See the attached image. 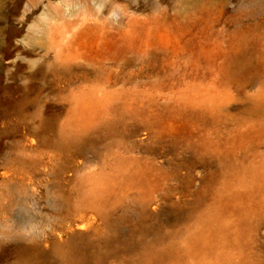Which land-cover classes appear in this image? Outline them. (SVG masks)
Wrapping results in <instances>:
<instances>
[{"label":"rangeland","instance_id":"374dc122","mask_svg":"<svg viewBox=\"0 0 264 264\" xmlns=\"http://www.w3.org/2000/svg\"><path fill=\"white\" fill-rule=\"evenodd\" d=\"M0 264H264V0H6Z\"/></svg>","mask_w":264,"mask_h":264},{"label":"bare ground","instance_id":"6f19581e","mask_svg":"<svg viewBox=\"0 0 264 264\" xmlns=\"http://www.w3.org/2000/svg\"><path fill=\"white\" fill-rule=\"evenodd\" d=\"M5 1L6 0H0V9L4 6V4H5ZM55 1V0H54ZM53 2V1H52ZM55 3V2H54ZM20 4V3H19ZM10 5V4H9ZM95 6V5H94ZM96 9V8H95ZM80 10H81V14H82V16H80V17H82L83 18V16L85 17V16H89V15H91V13H89L86 9H85V7L82 5V3H81V6H80ZM75 12V11H74ZM73 14V13H72ZM98 15V14H97ZM52 17H50V20H53L54 21V19H55V21H56V18L53 16V15H51ZM86 17V18H87ZM96 17V16H95ZM117 17V16H116ZM81 18V19H82ZM85 18V19H86ZM89 19H90V17H88ZM6 19V18H5ZM80 19V18H79ZM84 19V20H85ZM87 21V20H86ZM60 22V21H59ZM84 22V21H83ZM91 22H93V21H91ZM56 23H58V22H56ZM53 25V24H52ZM78 26H79V24H77ZM54 26H55V23H54ZM77 29V28H76ZM75 29V30H76ZM11 30V29H10ZM13 30H14V28H13ZM14 31H16V30H14ZM72 31H74V30H72ZM71 31V32H72ZM50 32V31H49ZM16 33H17V31L15 32V34L14 35H16ZM20 33V32H19ZM10 36H13V34L12 35H10ZM12 40V39H11ZM57 42V39L55 40V38H53L52 40H51V43H52V45L53 46H55V43ZM9 43V42H8ZM18 44V43H17ZM11 45V44H10ZM15 45V44H14ZM13 45V46H14ZM6 48H7V46H6ZM24 48V47H23ZM16 49L17 50H20V49H22L20 46H17L16 45ZM23 53H21L20 52V55H22ZM23 55H26V53L25 54H23ZM5 59H7V58H5ZM26 65V64H25ZM15 66H17V60H9V64H8V66L7 67H15ZM4 68V67H3ZM21 68V67H20ZM7 72V71H6ZM10 73V72H9ZM10 75V74H9ZM12 78H14V77H12ZM6 79V78H5ZM2 80V79H1ZM4 81V80H3ZM19 88V87H18ZM54 205H55V208L56 209H58V208H60L61 206H62V201H60L59 199H55V202H54Z\"/></svg>","mask_w":264,"mask_h":264}]
</instances>
